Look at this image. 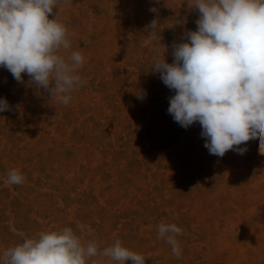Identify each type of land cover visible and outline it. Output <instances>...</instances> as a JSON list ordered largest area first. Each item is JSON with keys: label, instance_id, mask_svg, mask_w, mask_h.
I'll return each instance as SVG.
<instances>
[{"label": "rangeland", "instance_id": "1", "mask_svg": "<svg viewBox=\"0 0 264 264\" xmlns=\"http://www.w3.org/2000/svg\"><path fill=\"white\" fill-rule=\"evenodd\" d=\"M157 16L158 29L146 30ZM198 17L187 0H59L70 40L60 54L84 57L85 83L67 105L0 67L10 105L0 112V258L70 227L101 250L119 239L145 264H264L259 140L241 145L243 155H211L198 122L185 129L168 114L174 92L151 70L157 50L172 63L171 45L187 42ZM14 168L25 182L6 185ZM162 222L182 229L180 258L158 238Z\"/></svg>", "mask_w": 264, "mask_h": 264}, {"label": "clouds", "instance_id": "2", "mask_svg": "<svg viewBox=\"0 0 264 264\" xmlns=\"http://www.w3.org/2000/svg\"><path fill=\"white\" fill-rule=\"evenodd\" d=\"M58 2L0 0V67L18 83L27 74L38 90L67 105L70 93L85 83L78 74L84 57L80 51L60 54L70 48V40L57 19ZM187 7L199 13L196 30L184 34L187 42H173L172 63L166 61L165 51L157 50L152 59V72L174 92L168 98V114L185 129L198 122L211 155L222 158L230 150L243 155L247 147L240 146L258 139L264 156V0H187ZM150 11L158 13L156 7ZM158 27L157 16L146 30ZM6 110L10 105L0 98V112ZM25 179L14 168L6 173L5 183L21 185ZM157 232L180 258L177 237L182 229L162 222ZM98 256L118 264L146 261L119 239L102 250L96 241L85 245L70 227L26 238L7 248L0 259L3 264H87Z\"/></svg>", "mask_w": 264, "mask_h": 264}, {"label": "trees", "instance_id": "3", "mask_svg": "<svg viewBox=\"0 0 264 264\" xmlns=\"http://www.w3.org/2000/svg\"><path fill=\"white\" fill-rule=\"evenodd\" d=\"M201 239H202V240H204V237H203V236H201ZM252 252H253V251H252Z\"/></svg>", "mask_w": 264, "mask_h": 264}]
</instances>
